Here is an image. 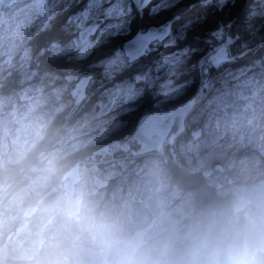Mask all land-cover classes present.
Listing matches in <instances>:
<instances>
[{
	"label": "clouds",
	"instance_id": "clouds-1",
	"mask_svg": "<svg viewBox=\"0 0 264 264\" xmlns=\"http://www.w3.org/2000/svg\"><path fill=\"white\" fill-rule=\"evenodd\" d=\"M25 136L22 124L0 149V264H264V183L235 187L154 239L152 227L129 232L98 211L73 173L57 180L52 155L31 160L36 141Z\"/></svg>",
	"mask_w": 264,
	"mask_h": 264
},
{
	"label": "rangeland",
	"instance_id": "rangeland-1",
	"mask_svg": "<svg viewBox=\"0 0 264 264\" xmlns=\"http://www.w3.org/2000/svg\"><path fill=\"white\" fill-rule=\"evenodd\" d=\"M47 1L17 0L8 8H5L0 2V59L3 54L16 52L12 64L0 65V79L6 77V74L8 76L9 73L17 71L18 77L12 79L10 85L15 87L19 84V86L6 92H3L0 88V149L5 148L7 145L11 146L17 135V130L20 129L22 124L26 129L25 138L29 144L35 140L34 148H36L47 134L46 130L51 120L56 115L64 112L72 102L70 99H63L62 95L69 84L78 76L75 74L81 69L80 58L73 55L72 58H75L78 64L74 66L67 64L64 68L60 66L61 69H69V73H64L61 76V72L49 68L52 63L55 65L57 63L55 57L51 58L56 54H49L48 56V49L44 47L47 42L46 37L42 35L33 37V26L37 25V22L44 23L45 10L48 8ZM262 4H264V0H262L260 6ZM260 6H251L249 12L252 9L259 10ZM55 23L56 20L50 21L47 27L49 24L54 25ZM252 30H257V28ZM263 34L264 31L258 30L259 36ZM251 39L249 36L247 41ZM186 45L189 44L183 43L179 49L184 48ZM38 47L41 48L36 51ZM170 54L158 56L156 59ZM262 60H264V54L261 57L251 59L247 64L240 67L225 69L216 76V80L219 82L217 87L214 86V91L211 92L203 104H200L197 112L187 118L189 127L200 123L204 128V134L200 139H193L190 135L188 138L179 141L177 148L183 157L182 164L197 161L198 165L203 166L209 160H225L229 162L230 168L237 166L240 174L248 175V177L264 175V136L260 138V132L264 130V66H262ZM96 61L97 59L89 62L88 67L95 68L91 65ZM5 70L7 71L6 74L2 72ZM98 71L101 79H103L102 81L108 82L107 79L103 78V69L98 68ZM180 71H184V68ZM125 74L121 78L116 76L112 83H106L99 91V98L95 103H103L100 97L105 96V90L112 88L114 84L124 79ZM173 80L175 82V77H173ZM185 83H188V81L175 83V85L180 86ZM140 87H143V85H140ZM188 88L184 89L183 94L188 91ZM23 93H33V97L20 100L19 97ZM182 95L169 102L177 101ZM158 100H163V97ZM125 104L127 103H119L111 116L83 125L82 118L91 117L94 114L92 110L86 111L83 116H78L75 121H71L64 132L58 133V138L56 136L49 143L45 154L52 155L59 168L63 156L70 155L80 145L99 142L107 134L119 131L125 122L122 115L131 109H139V105L125 106ZM154 105L157 106L155 101ZM221 106L223 107L221 108ZM217 109L219 110L217 111ZM117 123L121 125L119 129L114 127ZM85 129L96 130V132L85 138L75 137L78 131ZM4 134L7 135L4 136ZM68 138L70 141L65 142V139ZM113 142H115L111 147L113 150L117 149L118 146H125L122 141L114 140ZM143 166L148 169L147 171L151 172L154 168L159 173L160 184L157 187L160 188V192L164 189L167 200L178 194L167 169H163L157 157L151 156L146 159ZM153 182L154 178L150 177L149 181L141 183L134 181L132 185L133 187L140 186L141 193L148 198L154 190L157 191L156 185L155 188L151 185ZM185 198L186 196L182 195L180 199L182 205L186 201ZM133 207L136 215L140 206L134 204ZM171 214H167L166 223L158 229V231L165 229V235L171 229L172 222H178L176 217H172ZM145 215V212H143L142 216L141 214L138 217L134 216V224L141 221ZM176 226L180 227L179 223Z\"/></svg>",
	"mask_w": 264,
	"mask_h": 264
},
{
	"label": "flooded vegetation",
	"instance_id": "flooded-vegetation-1",
	"mask_svg": "<svg viewBox=\"0 0 264 264\" xmlns=\"http://www.w3.org/2000/svg\"><path fill=\"white\" fill-rule=\"evenodd\" d=\"M16 1L17 0H12L10 3H7L6 0H0L1 4L5 8L12 6L14 3H16ZM86 2L87 0H80L78 4L74 3V5L65 12L64 16L56 19V23L52 27H47L48 23L50 22L49 17L54 9V0H48V8H46L45 10L46 17L44 23L37 22V25L33 26V37H35L36 35H42L46 37L47 42L45 43L44 47L48 49V56L49 54H56L51 58L55 57L54 59H56L57 65L52 63L51 67H48L52 68V70H57L59 73L61 72V76L64 73H69V69H61L60 66L64 68L67 66V64L71 66L78 64L77 60L75 58H72V56L76 54H58L56 50H53L51 48V44L53 42H57L63 46L69 39L76 38L75 35L65 33L61 31V29L66 24V17L68 15L80 11ZM159 2L160 0H150L148 6L143 10L142 18L139 14H136L134 8L133 14L136 18L131 26L132 34L109 38L108 44L102 49H100V52H112L116 48L120 47L123 43H125V41L131 39L132 35L135 34L138 28L147 27L153 24H163L169 19H171L173 14L177 12L181 13L182 15L181 19L173 25V31L178 29V26L184 23L185 21L193 17L199 16L197 11L200 10V8L208 9L210 12L209 16L211 17L212 11L215 9L216 4V0H180V2L177 3V5L171 10L162 11L154 17L150 16L149 13L151 8L156 6ZM261 2L262 0H254L250 6H260ZM231 4H233V2L232 0H229V3L225 7L227 8ZM257 21L258 23L255 28H258V26L262 24L261 19H257ZM69 31L71 33H74L75 29H70ZM98 35L99 33L89 37L88 39L94 42L96 36ZM181 45L182 42H178L174 47H160L158 51H155L149 56L142 58L139 61L137 67L142 69L144 67L151 66L152 62L158 56L170 54L179 49ZM192 46L196 47V45ZM40 48L41 47H38L36 51ZM100 52L94 51L91 55L86 56L84 58H80L79 64L81 65V69L77 74H75L78 76H76L77 78H75L69 84L68 88L62 95L63 99H70L72 100V102L69 104V106L64 112H62L60 115H56L51 120V123L48 129L46 130L47 134H45V137L39 142L37 147L32 149V152L30 153L31 160L34 161L35 156L41 152L46 153L49 147V143L54 138H56L58 133L64 132L71 121H75L78 116H83L86 111L92 110L94 114L91 115V117H83V125L88 124L92 121H99L114 114L116 107L110 108L109 111L104 115H99V111L101 109L99 105L104 104L108 100L107 96H103L102 98L100 97V99L103 100V103H95L99 98V91L102 88L101 84L103 83V85H105L106 83H112V81H102L103 79H101L99 75L98 68L95 69L88 67L89 62L94 61L96 59L98 60L100 58ZM7 55L11 56L10 61H5V57ZM196 56L197 55H194L192 57L191 61L187 65V68L184 70H193L192 65L197 62ZM15 57L16 52L3 54L0 59V65L5 66L12 64L15 60ZM224 69L225 67L222 70ZM2 72H4V74L7 73L6 70ZM220 72L221 70L218 71V69H216V71L212 74L211 79L213 80V86L211 87V89H209L208 93L203 97V99L195 105V107L193 108L191 113H189L188 116H193L197 112L200 104H203L207 97L211 94V92L214 91V86H216L215 84L217 81L216 76ZM126 74L128 73L126 72ZM123 75H117V77L121 78ZM83 76H89L92 79L85 89L82 88V86H78L77 89L74 90L79 79ZM17 77L18 72L13 71L9 73L8 76L6 74V77L0 79V88L3 90V92H6L11 88L19 86V84H17V86L15 87L10 85L12 79H17ZM200 77L201 75L199 76V82ZM179 78L180 75L175 77V83H180L178 81ZM91 91H94V93H92ZM24 94L27 93H23L22 95ZM29 94H32L33 97V93H28L27 95ZM19 98H21V96ZM146 100L147 102H149V104H151V106H148ZM126 103L127 104H125V106L139 105V109H131L127 111L124 115H122L123 119H125L122 129L107 134L99 142H94L93 144H82L77 147V149L74 150L70 155L63 156V160L60 162L61 165H59L58 168L59 171L56 179H63V176L66 174V172L69 171L70 168L74 165H77L76 170L73 172L74 178L77 181L78 186L83 188V190L88 196L89 201L98 211L119 217L123 221L125 228H127L129 232H134L136 229L143 228L145 226L152 227L153 238L158 239L163 237L166 233L165 229L158 231L159 227L166 223V219L161 216V213H172L171 216L176 217L180 226L186 224V214L190 210L196 209L198 187L181 186L175 180L172 174V170L166 163V155L163 152L158 150L140 152V144L138 143L137 139L133 138V134L135 132L136 127L131 133V136L122 141L125 143L124 147L118 146V148L115 150L111 149V143L114 140H119L117 138H113L119 135L125 136L130 132L129 129H127L126 127L129 125V121L132 117L139 115V120V118L144 114L166 110L165 103H162L159 105V107H157L154 105V100L151 97H149L148 99L144 97L142 99ZM141 104H146V106L142 107ZM188 116L186 117V127L184 132L191 133L193 139H200L204 134L203 126L200 123H196L194 126L189 127L187 123ZM54 122L56 126H54ZM196 129H198L200 133L197 138H194L192 132ZM93 132H96V130H81L76 133L75 137L85 138L93 134ZM6 135L7 134H4V136ZM179 135L176 137L174 143L175 157L173 158V161L176 163L175 169L182 176H189L191 174H199L200 176H203V182L201 185L209 195L211 193L215 197H227L231 194V190L237 186H250L257 181L264 179V175H260L258 177H248V175L240 174L237 166H233L232 168H230L228 165L229 162L225 160H209L203 166L198 165L197 161H190L182 164L183 157L179 149L177 148V144L180 140H182V138H179ZM69 141V138L65 139V142ZM6 147L10 148V145H7ZM151 156L157 157L163 169H167L170 177L172 178L173 184L178 190V194L173 197H170L168 200L165 197L164 189L160 192V188L157 187L160 184L159 173L155 171L154 168L151 172L147 171L148 169L143 166V164L146 162V159L150 158ZM70 159H73V161L70 162ZM7 174L13 176L15 179H19L21 176V173L18 169H9ZM3 175L4 173L0 171V176ZM150 177L154 178V182L151 185L154 186V188L156 185L157 191L155 192L154 190L155 193L153 192L147 198L144 197V195L141 193L140 186L133 187L132 184L134 181L138 183H141L143 181H149ZM194 182L195 181H191V183ZM182 195L186 196V201L184 205H182V203L180 202ZM134 204H138L140 206L139 210H137L136 215L133 207ZM143 212H145L146 214L145 217H142L141 221H137V223L134 224V216L138 217L140 214L142 216ZM157 221H159V223H157Z\"/></svg>",
	"mask_w": 264,
	"mask_h": 264
},
{
	"label": "snow or ice",
	"instance_id": "snow-or-ice-1",
	"mask_svg": "<svg viewBox=\"0 0 264 264\" xmlns=\"http://www.w3.org/2000/svg\"><path fill=\"white\" fill-rule=\"evenodd\" d=\"M79 2L80 0H54V9L49 21H55L64 16L74 3ZM179 2L180 0H160L151 8L149 15L154 17L162 11H169ZM232 2L234 5L235 0ZM149 3L150 0H87L80 11L66 17V24L61 29L65 33L75 35L76 38L69 39L63 46L53 42L51 48L58 54L75 53L77 58L89 56L94 51L100 52V49L108 44L109 38L131 35V26L136 18L133 9L135 8L136 14L142 18L143 10ZM228 3L229 0H216V11L222 12ZM181 15L177 12L163 24L140 27L132 38L120 47L112 52H100V58L91 66L103 69L104 79L111 82L117 75L130 73L112 88L105 90L104 95L108 97V103L99 105L102 112L116 107L121 102L135 101L145 96L153 98L157 107L162 103L175 100L183 94L184 89L189 87L191 82L176 86L173 77L182 74L180 70L186 69L192 57L199 54L200 59L192 65L193 70L199 67L201 75L200 86L193 97L195 99L213 86V80L209 76L211 69H219L225 63L235 61L237 57L231 54V46L240 39V36L231 34L234 20L227 23L218 22L215 28L204 33L202 39L198 29L207 23L208 14L193 17L173 31V25L181 19ZM256 19L264 20V4L259 10L252 9L244 19L245 30L249 31L252 39L242 43L241 47L249 49L253 41L256 39L261 41L255 44L254 48L249 49L252 52L264 50V36L258 35V30L264 27V23L259 25L257 30H252V23ZM52 26L49 24V27ZM70 29H75V32L71 33ZM190 32L195 33L192 39L207 45V49L186 45L168 56L154 60L151 66L143 69L137 67L142 58L158 51L160 47H174L178 42L187 40ZM97 33L99 35L94 42L88 39ZM240 55L242 58L247 55V52ZM91 79V77L81 79L82 88L85 89ZM101 87H104L103 83ZM159 97H163V100H158ZM190 106V102H186L177 108L160 111L159 114L144 115L136 126L135 138L145 141L152 139L176 118L180 110ZM114 127L119 129L121 125L117 123Z\"/></svg>",
	"mask_w": 264,
	"mask_h": 264
},
{
	"label": "water",
	"instance_id": "water-1",
	"mask_svg": "<svg viewBox=\"0 0 264 264\" xmlns=\"http://www.w3.org/2000/svg\"><path fill=\"white\" fill-rule=\"evenodd\" d=\"M11 1L12 0H6L7 3H10ZM258 43H260V42H258ZM254 47H255V45L249 47V49H252ZM249 49H245L244 51H242L238 54H232V55L237 57L235 60L240 61L244 58H247V57L254 55L255 52H252ZM245 52H247V55H244L241 58L240 54L245 53ZM10 59H11V56L7 55L5 57V61H10ZM215 71H216L215 68L210 70V73H209L210 78L212 77V74ZM86 77H89V76H83L79 79L74 90H76L78 86H81L80 80L84 79ZM200 79H201V77H200ZM199 86H200V82H199L198 88H199ZM198 88L187 100L183 101L182 103H180V104H178V105H176L170 109L165 110V111H168V110H171L173 108H177L186 102H190V104H191L190 107H186V108H183L182 110H180L178 112V115L176 116V118L174 120L170 121L169 124L165 128H163L155 137H153L152 139L147 140V141L137 139L138 143L140 144V148H139L140 152L149 151V150H158V151L163 152L166 155V163L168 164V166L172 170V174H173L175 180L181 186H183V187H195V186L198 187L196 209L203 208V207H206L210 204H214V203L224 201L230 196V195H228L227 197H215L210 192H209L210 193V195H209L207 193V191H205L201 185L203 182L202 181L203 176H200L199 174H191L189 176H182L175 169L176 163L173 161V158L175 157V149H174L175 139L180 133L185 131L186 117L189 115V113H191V111L193 110L195 105L198 104L209 91V90H206L203 93V95L196 96L195 99H193V97L197 93ZM31 96H32V94H29V95L24 94L21 96L20 99H26V98H29ZM107 103H108V100L104 104H107ZM108 111L109 110L102 112V110L100 109L99 115H104ZM151 114H159V112H152V113H147L144 115H151ZM144 115H142L139 118V120ZM139 120H138L137 124L139 123ZM199 133H200L199 130L196 129L192 132V135L194 138H197L199 136ZM134 135H135V132L133 134V138L136 139ZM263 136H264V130L260 132V138H262ZM76 166L77 165H74L73 167H71L70 170L67 171L66 173H70V172L73 173L76 170ZM191 181H195V182L191 183ZM260 183H264V179L259 180V181L255 182L254 184H252L248 187H251V186H254V185H257ZM145 227H148V226H145ZM145 227H143V228H145Z\"/></svg>",
	"mask_w": 264,
	"mask_h": 264
},
{
	"label": "trees",
	"instance_id": "trees-1",
	"mask_svg": "<svg viewBox=\"0 0 264 264\" xmlns=\"http://www.w3.org/2000/svg\"><path fill=\"white\" fill-rule=\"evenodd\" d=\"M254 0H236V2H234V5L231 4L229 5V7H225L224 10L221 12V11H216V9H214L212 11V15L211 17L209 16L210 15V12L208 9L206 8H200V10H198V14L201 15V14H208V21L207 23H205L202 27H200L198 29V33L199 35L201 36V38L203 39L204 37V33L207 31V30H210V29H213L217 26V23L218 22H224V23H227L228 21L230 20H234L235 21V24L234 26L231 28V34L233 36H236L237 34H239L240 36V39L237 40L232 46H231V52L232 54H238L242 51H244L245 49L240 47V44L244 41H247L250 34H249V31L245 30V26H244V19H245V16L248 14L249 10L251 9V3H253ZM262 23H264V20H261ZM258 21L257 19L253 21L252 23V29H254L257 25ZM259 31H264V27H261L259 28ZM195 33H189L188 35V39L183 41V43H187L189 45H196L197 48H200V49H207V45L203 44L202 42L201 43H197L195 40L192 39L193 35ZM264 36V34L262 35ZM258 42H261L259 39L257 41H254L251 43V46L257 44ZM264 54V50H261L259 52H255L254 55L250 56V57H247V58H244L240 61H237L235 60L234 62H231V63H225L221 68L218 69L223 71L222 69L225 67V69H233V68H237V67H240L242 66L243 64H247L251 59L253 58H256V57H261L262 55ZM200 59V55L197 54L196 56V60L198 61ZM262 66H264V60H262ZM224 69V70H225ZM182 74H180V78L178 79V81L180 82H183V81H188V82H191L189 88H188V91L185 92V94L182 95V97H180L177 101H173V102H168L165 104V109H170L180 103H182L183 101L187 100L195 91V89L197 88V85H198V82H199V67H196L195 70H184V71H181ZM126 76L128 75L129 76V73L128 74H125ZM218 80L216 81V87L218 85ZM145 98H149V96H146ZM147 102V100H146ZM148 106H151V104H149V102H147ZM146 106V104H143L142 107ZM198 106V105H197ZM138 116H134L131 118V120L129 121V125L126 127L127 129H129V133L125 136H116L115 138L119 139L120 141H123L127 138H129V136H131V133L134 131L135 127H136V123H137V120H138ZM54 126H56L55 122H54ZM184 132V131H183ZM180 133V137L179 138H188L191 133ZM114 139V138H113ZM70 162L73 161V159H70L69 160Z\"/></svg>",
	"mask_w": 264,
	"mask_h": 264
},
{
	"label": "bare ground",
	"instance_id": "bare-ground-1",
	"mask_svg": "<svg viewBox=\"0 0 264 264\" xmlns=\"http://www.w3.org/2000/svg\"><path fill=\"white\" fill-rule=\"evenodd\" d=\"M228 95V94H227ZM222 96V95H221ZM224 99V98H223ZM226 99V98H225ZM223 104V103H222ZM225 105V104H224ZM220 106V105H219ZM226 106V105H225ZM221 107H223V106H221ZM219 109H217V111H218Z\"/></svg>",
	"mask_w": 264,
	"mask_h": 264
},
{
	"label": "built area",
	"instance_id": "built-area-1",
	"mask_svg": "<svg viewBox=\"0 0 264 264\" xmlns=\"http://www.w3.org/2000/svg\"><path fill=\"white\" fill-rule=\"evenodd\" d=\"M114 143H115V142H113V143L111 144V147L113 146Z\"/></svg>",
	"mask_w": 264,
	"mask_h": 264
}]
</instances>
